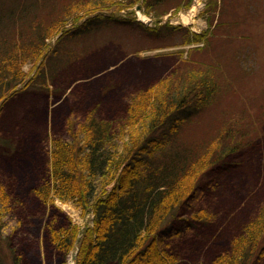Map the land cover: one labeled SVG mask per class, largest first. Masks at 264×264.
<instances>
[{
    "label": "trees",
    "instance_id": "1",
    "mask_svg": "<svg viewBox=\"0 0 264 264\" xmlns=\"http://www.w3.org/2000/svg\"><path fill=\"white\" fill-rule=\"evenodd\" d=\"M166 1L130 0L118 4L106 0L78 10L73 23L52 36H46L50 21L66 8L49 14L51 19L44 15L30 19V10L23 3L0 7V110L32 86L45 92L46 97L56 98L52 106L43 108L42 120L47 124L41 126L39 136L41 162L32 166L33 170L30 164L21 166L14 171L15 178H0V264H5L4 248L12 264H63L71 252L77 264H177L184 252L177 249L179 246H164L165 238L213 223L214 215L207 214L205 206H190V200L201 194L204 181L230 163L228 153L236 152L239 142L247 141L249 136L241 135L240 141H233L224 150L226 136L215 139L220 134L199 145L178 143L175 134L182 122L203 110L204 95L217 92V85L212 89L207 83L217 84L207 69L195 74L181 65L190 60L187 58L199 45L179 51V63L151 85L129 90L124 82L128 93L125 100L123 83L119 86L118 76H113L118 62L98 68L81 57L74 74L70 71L75 67L63 69L66 59V63L58 62L60 70L49 64L46 67L54 49L52 43L106 22L134 24L157 37L166 34L161 28L172 36L182 32L184 39L179 44L210 40L208 31L197 33L169 21L147 26L130 12L135 4H142L152 14L154 5ZM227 3L228 8L226 0L224 5L223 0L208 2L217 9L216 27L221 28L226 41L233 34L243 40V36L262 34L261 25L250 22L252 10L246 0L238 2L241 10L237 2L234 6ZM124 9L127 14L121 15ZM38 41L45 43V48H41L32 71L26 74L22 64ZM244 52L248 53L245 44L237 53L240 62L245 61L240 57ZM119 62L121 66L125 63ZM30 122L35 129L36 122ZM230 128L225 130L228 135L235 131V127ZM213 141H218L219 148L213 147ZM203 156H207L204 164L200 161ZM54 196L92 210V230L78 236V227L54 204ZM256 225L257 219L252 216L243 232L230 239L209 264H257L261 260L258 251L264 248V231Z\"/></svg>",
    "mask_w": 264,
    "mask_h": 264
},
{
    "label": "rangeland",
    "instance_id": "2",
    "mask_svg": "<svg viewBox=\"0 0 264 264\" xmlns=\"http://www.w3.org/2000/svg\"><path fill=\"white\" fill-rule=\"evenodd\" d=\"M105 1L0 0V7L9 3H23L22 5L30 10V19L37 15L51 19L49 14H57L60 7L66 8V11L50 21L46 36H52L64 26L71 25L73 17L80 13L77 12L78 10L88 9ZM210 1L213 0H168L157 6L154 5L152 14L146 12V5L145 7L142 4H135L130 8L136 19L147 26L154 27L158 23L169 21L174 25L188 27L197 33L208 31L210 40L205 43L201 41L190 45L179 44L184 39L182 32L172 36L168 35L166 28H161V31H165V36L157 37L134 24L106 22L107 24L100 23L83 30L77 36L52 43L54 49L50 51L46 63V67L49 64L54 69L60 70L58 62L66 63V59L67 65L63 69L71 70L75 67L70 71L74 74L77 70L76 64L81 57L84 62L87 58L89 63L97 64L98 68L118 62L119 68L113 76H118L119 86L123 83L124 89L121 92L126 90V94L124 93V96L121 93L117 94L123 96L122 99L125 100L128 96L125 83L129 84V90L155 83L169 74L179 63L177 58L179 51H187L190 47L199 45L198 49L193 50L187 58L190 60L181 65L195 74L207 69L217 84H210L204 79L201 82H207L212 89L217 85V92H212L210 96L204 95L206 101L203 110L182 122L175 134L178 143L199 145L220 134L215 139H223L224 135L226 136L227 143L222 147L224 150L227 145L234 144L233 141H240L241 135L246 134L249 138L247 141L239 142L241 144L237 150H234L236 152L228 153L227 162L229 161L231 165L229 163L224 169L216 171L214 176L204 181L203 190L205 187L207 191L201 190L197 198L190 200V206L195 208L205 206L209 211L207 214L210 215L211 212L214 215L213 223L200 227L197 231L190 229L177 236L165 238L167 240L164 246H179L177 249L181 248L184 252L177 264H209L214 255L226 248L230 239L243 232L241 230L252 216L257 219V225L264 231V0H246L248 8L252 10L249 16L250 22L255 25L260 24L262 34L256 32L255 37L243 36L245 40L238 34H233L227 41L220 32L221 28L216 27L219 19L217 9L211 8L212 5L208 4ZM227 1L230 6H234L233 2L238 4L240 0H226L228 8ZM109 2L122 4L129 3L130 0H109ZM224 3L225 0L223 5ZM137 5H140V10L137 9ZM171 5H178L181 8H169ZM238 5L241 10L240 3ZM167 9L169 10L167 14H160ZM125 10L121 15L127 14ZM254 12L260 15H254ZM40 43L41 41H38L35 44L32 53L22 64V70L26 74L32 71L37 56L41 54L39 52L41 48H45V43L42 45ZM244 44L248 53L244 52L243 56H240L245 60L240 62L237 53ZM68 59L71 60L70 66ZM119 61H125L124 65L121 66ZM34 87L21 91L4 103L6 105L2 111L0 110V178L4 181L15 178L14 171L21 166L30 164L32 167L42 160V156H39L43 152L39 145L41 142L39 136L42 135L41 126L47 124L45 119L42 120L45 115L43 108L49 104L52 106L56 98L54 99V95H49L48 98L45 92ZM50 117L51 113L48 114V121L51 123ZM30 120L36 122L35 129H32L33 122ZM230 127H235V131L228 135L225 130ZM213 142H215L213 147L219 148V144H216L218 141ZM204 157L207 159V156H203L200 160L203 164L207 161ZM33 169L34 167L31 168ZM54 199V204L67 214L73 225L78 227V236L92 230L94 226L92 210H85L82 205L72 200H61L57 196H54ZM216 236L220 241L216 240ZM2 252L4 263L12 264L7 249H2ZM258 252H261L258 258L261 260L257 264H264V248L261 247ZM73 259H76V256L71 252L63 264H71Z\"/></svg>",
    "mask_w": 264,
    "mask_h": 264
},
{
    "label": "water",
    "instance_id": "3",
    "mask_svg": "<svg viewBox=\"0 0 264 264\" xmlns=\"http://www.w3.org/2000/svg\"><path fill=\"white\" fill-rule=\"evenodd\" d=\"M140 8V6H138ZM71 264H76V259H73Z\"/></svg>",
    "mask_w": 264,
    "mask_h": 264
}]
</instances>
